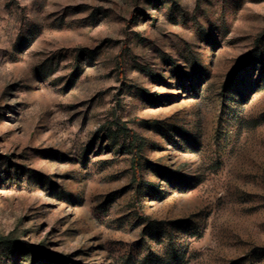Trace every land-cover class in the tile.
<instances>
[{
  "label": "rangeland",
  "instance_id": "obj_1",
  "mask_svg": "<svg viewBox=\"0 0 264 264\" xmlns=\"http://www.w3.org/2000/svg\"><path fill=\"white\" fill-rule=\"evenodd\" d=\"M0 264H264V0H0Z\"/></svg>",
  "mask_w": 264,
  "mask_h": 264
},
{
  "label": "trees",
  "instance_id": "obj_2",
  "mask_svg": "<svg viewBox=\"0 0 264 264\" xmlns=\"http://www.w3.org/2000/svg\"><path fill=\"white\" fill-rule=\"evenodd\" d=\"M127 136L129 140L128 147H129L130 153L132 154L131 168H132V171L135 177L139 179V176L141 173V164L139 162V149H138V146L136 145V137L133 131L131 130L127 131Z\"/></svg>",
  "mask_w": 264,
  "mask_h": 264
}]
</instances>
